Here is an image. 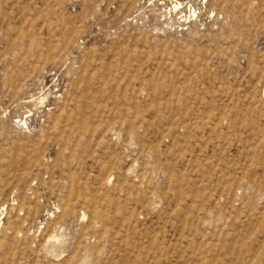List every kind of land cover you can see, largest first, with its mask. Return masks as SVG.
<instances>
[{
    "label": "rangeland",
    "instance_id": "rangeland-1",
    "mask_svg": "<svg viewBox=\"0 0 264 264\" xmlns=\"http://www.w3.org/2000/svg\"><path fill=\"white\" fill-rule=\"evenodd\" d=\"M0 264H264V0H0Z\"/></svg>",
    "mask_w": 264,
    "mask_h": 264
}]
</instances>
